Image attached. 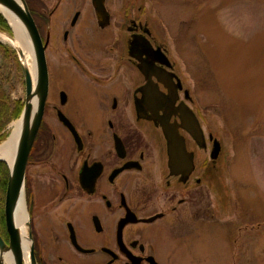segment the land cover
Segmentation results:
<instances>
[{"label": "flooded vegetation", "instance_id": "flooded-vegetation-1", "mask_svg": "<svg viewBox=\"0 0 264 264\" xmlns=\"http://www.w3.org/2000/svg\"><path fill=\"white\" fill-rule=\"evenodd\" d=\"M25 1L47 43L49 94L54 77L84 100L73 117L64 89L52 104L47 98L29 154L24 191L37 264H232L231 229L216 222L217 196L228 202L222 146L216 156L218 140L206 133L146 7L137 0ZM222 227L225 250L216 260ZM2 236L8 241V231Z\"/></svg>", "mask_w": 264, "mask_h": 264}, {"label": "rangeland", "instance_id": "rangeland-1", "mask_svg": "<svg viewBox=\"0 0 264 264\" xmlns=\"http://www.w3.org/2000/svg\"><path fill=\"white\" fill-rule=\"evenodd\" d=\"M140 4L151 24L165 32L169 57L201 113L206 133L212 132L222 146L228 202L224 206L217 196L216 222L231 229L233 238L246 237L244 244L232 238V264H264V224L257 233L251 230L256 222H264V0H137V7ZM3 43L17 54L11 43ZM0 66L6 91L13 99L25 100L22 70L1 53ZM50 89L49 103L54 92L64 89L66 110L73 117L80 115L84 100L76 87L53 77ZM18 119L8 123L4 140ZM47 119L54 118L48 113ZM62 207H51L46 216L56 217ZM257 209L261 214L256 219ZM43 216L36 215V221ZM225 231H215L216 260L224 254L220 237Z\"/></svg>", "mask_w": 264, "mask_h": 264}, {"label": "water", "instance_id": "water-1", "mask_svg": "<svg viewBox=\"0 0 264 264\" xmlns=\"http://www.w3.org/2000/svg\"><path fill=\"white\" fill-rule=\"evenodd\" d=\"M95 1L97 2V0ZM0 4L6 7V9L9 12L13 13L14 15H18L24 22L25 27L31 39V43L35 53L36 66H37V81H36V86L34 87L32 76L29 70H27V68L22 63L20 58V53L17 50V55L19 56L20 59L21 68L25 80V88H26L25 104L20 116V118L23 119V129L19 140V146H18L14 167L11 168L9 162L5 158H0V161L6 162L10 168L9 181H8L6 197H5V222L9 234V240L6 241L0 233V249L3 250L5 248L11 247L15 252L17 264H25L24 256H23L22 235L19 228L15 224L14 214L21 195L24 194V200H25V191H24L25 173H26L28 158L35 140V136L42 122L46 101L49 95V68H48V62L46 56L47 43L43 42L41 34L36 25V22L25 0H0ZM0 11L3 13L5 18L9 22L8 18L6 17L5 13L2 11L1 7H0ZM9 25L12 31L14 32L10 22ZM4 32L8 33L9 35H13L10 32L7 31ZM0 42L3 43L2 40H0ZM61 96H62V103H65L67 99L65 92H62ZM34 98H36L35 102L33 101ZM59 117L67 125L71 124L69 119L62 112L59 113ZM199 130L203 134L201 127L199 128ZM191 131L197 138H199L197 130L191 128ZM175 140L176 138L174 137L170 138L171 142H174ZM220 150L221 149H220L219 141H216V156L219 155ZM31 211H32V207L31 209L27 210V214H28L27 224L29 226V237L31 239L30 261L31 264H37V260L34 255V243H33L31 221H30ZM0 262L1 264H3L1 258H0Z\"/></svg>", "mask_w": 264, "mask_h": 264}, {"label": "bare ground", "instance_id": "bare-ground-1", "mask_svg": "<svg viewBox=\"0 0 264 264\" xmlns=\"http://www.w3.org/2000/svg\"><path fill=\"white\" fill-rule=\"evenodd\" d=\"M0 7L5 13L15 32L13 35H9L6 32L0 31V40L11 43L19 51L21 61L27 70H29L35 87L37 81L36 59L31 39L25 24L18 15H14L13 13L9 12L2 4H0ZM33 101L35 102L36 98H34ZM22 129L23 119L20 118L13 122L10 136L0 143V158H5L9 162L11 168H13L15 164ZM14 219L15 224L19 228L22 235L23 256L25 264H31V239L29 237V226L27 224L28 214L26 210L24 194L21 195L19 199L15 209ZM0 258L3 264H17L15 252L11 247L5 248L3 250L0 249Z\"/></svg>", "mask_w": 264, "mask_h": 264}, {"label": "trees", "instance_id": "trees-1", "mask_svg": "<svg viewBox=\"0 0 264 264\" xmlns=\"http://www.w3.org/2000/svg\"><path fill=\"white\" fill-rule=\"evenodd\" d=\"M28 6L32 12L29 3ZM0 30L11 32L10 25L1 11H0ZM0 53L2 58H4L5 60L12 59L18 65V68L21 69V64L16 54V51L11 46L0 42ZM3 78L4 75L0 66V142L3 141L8 135L7 133L8 123L12 119H16L20 117L25 104V100L20 98L13 99L10 93L6 91L3 84V80H4ZM9 175H10V168L8 164L4 161H0V204H1L0 233L2 235L4 228H6L4 204H5L6 190L9 181Z\"/></svg>", "mask_w": 264, "mask_h": 264}]
</instances>
